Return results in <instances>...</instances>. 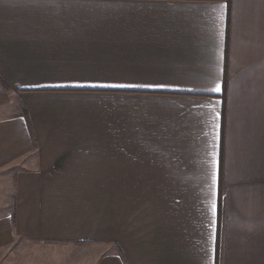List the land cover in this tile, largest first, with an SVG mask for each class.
<instances>
[{"label":"crops","instance_id":"0c3cea01","mask_svg":"<svg viewBox=\"0 0 264 264\" xmlns=\"http://www.w3.org/2000/svg\"><path fill=\"white\" fill-rule=\"evenodd\" d=\"M21 241L264 264V0H0V256Z\"/></svg>","mask_w":264,"mask_h":264},{"label":"rangeland","instance_id":"374dc122","mask_svg":"<svg viewBox=\"0 0 264 264\" xmlns=\"http://www.w3.org/2000/svg\"><path fill=\"white\" fill-rule=\"evenodd\" d=\"M37 247H38L37 244L21 241L18 245L14 247L12 251L8 252L7 254H2L0 256V264H22L23 260L26 259V257L29 259V261H31V259L36 257V259L38 258L37 260L38 263L45 264L44 262L45 259H49V257L43 254H40L42 257H38L37 255L35 256L32 250H34ZM28 252H32V254L29 253V255L27 256L26 253ZM49 263L53 264L51 261H49Z\"/></svg>","mask_w":264,"mask_h":264},{"label":"snow or ice","instance_id":"6c2138e0","mask_svg":"<svg viewBox=\"0 0 264 264\" xmlns=\"http://www.w3.org/2000/svg\"><path fill=\"white\" fill-rule=\"evenodd\" d=\"M164 85H132V84H108V83H72V84H58L52 85V87H73V88H128V87H163ZM213 91L220 92L221 86L217 83L216 87L212 89ZM215 156V153H213ZM217 161L213 160V165L215 166ZM213 182H216V175H213ZM215 205H213V210L215 211Z\"/></svg>","mask_w":264,"mask_h":264},{"label":"trees","instance_id":"16d2710c","mask_svg":"<svg viewBox=\"0 0 264 264\" xmlns=\"http://www.w3.org/2000/svg\"><path fill=\"white\" fill-rule=\"evenodd\" d=\"M2 81V80H1ZM4 83V82H3ZM4 85L7 86V84L5 83ZM224 111H223V119H224ZM223 132V131H222ZM223 134H222V151H223ZM220 194H221V191H220ZM221 198V197H220ZM221 203V201H220ZM219 257H220V238L217 239V246H216V263H218V260H219Z\"/></svg>","mask_w":264,"mask_h":264}]
</instances>
